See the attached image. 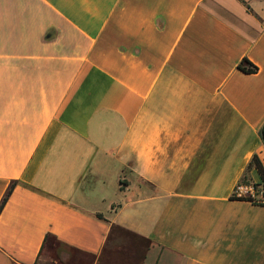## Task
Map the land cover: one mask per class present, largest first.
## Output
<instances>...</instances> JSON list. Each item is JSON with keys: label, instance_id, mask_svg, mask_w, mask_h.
<instances>
[{"label": "crops", "instance_id": "0c3cea01", "mask_svg": "<svg viewBox=\"0 0 264 264\" xmlns=\"http://www.w3.org/2000/svg\"><path fill=\"white\" fill-rule=\"evenodd\" d=\"M263 129L264 0H0V264H264Z\"/></svg>", "mask_w": 264, "mask_h": 264}, {"label": "trees", "instance_id": "16d2710c", "mask_svg": "<svg viewBox=\"0 0 264 264\" xmlns=\"http://www.w3.org/2000/svg\"><path fill=\"white\" fill-rule=\"evenodd\" d=\"M238 68L243 71L244 73L247 74H254L257 73L258 71V67L255 66L254 64H252L248 59H244L238 66ZM253 166H255V168L259 171V173L263 176L264 178V167L262 165V162L259 160L258 157H254L253 161L250 164L249 168H252ZM243 182H249V178L246 176L243 179ZM17 185V182H13L12 185L10 186L8 192L6 193V195L4 196L1 204H0V215L3 212L7 202L9 201V198L11 197L13 190L15 189ZM234 198V197H233ZM237 199V198H234ZM244 200H251L250 198H242Z\"/></svg>", "mask_w": 264, "mask_h": 264}, {"label": "built area", "instance_id": "2783aa9c", "mask_svg": "<svg viewBox=\"0 0 264 264\" xmlns=\"http://www.w3.org/2000/svg\"><path fill=\"white\" fill-rule=\"evenodd\" d=\"M264 166V162H262ZM234 198H250L256 204H264V186H256L250 182H242L233 195Z\"/></svg>", "mask_w": 264, "mask_h": 264}, {"label": "water", "instance_id": "95a60500", "mask_svg": "<svg viewBox=\"0 0 264 264\" xmlns=\"http://www.w3.org/2000/svg\"><path fill=\"white\" fill-rule=\"evenodd\" d=\"M262 134H263V138H264V129H263V131H262Z\"/></svg>", "mask_w": 264, "mask_h": 264}]
</instances>
